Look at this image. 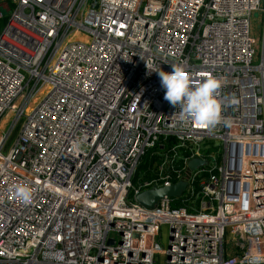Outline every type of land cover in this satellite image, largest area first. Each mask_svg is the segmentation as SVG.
Masks as SVG:
<instances>
[{
    "label": "built area",
    "instance_id": "1",
    "mask_svg": "<svg viewBox=\"0 0 264 264\" xmlns=\"http://www.w3.org/2000/svg\"><path fill=\"white\" fill-rule=\"evenodd\" d=\"M4 17L0 264H264V0H0ZM173 64L221 80L219 123L164 99L152 71ZM168 137L175 160L137 179ZM180 148L192 154L176 169ZM195 159L205 165L191 171ZM180 182L181 197L138 201Z\"/></svg>",
    "mask_w": 264,
    "mask_h": 264
},
{
    "label": "clouds",
    "instance_id": "2",
    "mask_svg": "<svg viewBox=\"0 0 264 264\" xmlns=\"http://www.w3.org/2000/svg\"><path fill=\"white\" fill-rule=\"evenodd\" d=\"M172 71L165 72L160 66L154 68L164 89V99L181 113L190 116L197 124L214 126L220 122L222 104L216 93L222 87L220 79L207 76L196 80L183 66L173 64ZM13 192L24 202L31 199L32 191L26 185H15Z\"/></svg>",
    "mask_w": 264,
    "mask_h": 264
},
{
    "label": "trees",
    "instance_id": "3",
    "mask_svg": "<svg viewBox=\"0 0 264 264\" xmlns=\"http://www.w3.org/2000/svg\"><path fill=\"white\" fill-rule=\"evenodd\" d=\"M9 21V17H4V19L1 21L0 25L2 28H4ZM176 139L173 137H168L166 141L163 142L164 150L160 151L159 149L155 148L148 152V154L143 159V163L140 166L138 173H137V179H147L151 177L156 172V166L158 164H161L165 158L169 157L172 160H175V152L172 150L176 146ZM218 148H215L212 151H218ZM210 150L207 152H202L203 156L205 158L209 157ZM191 152L186 151L185 148L177 149V156L180 158L174 162V167L176 169H180L184 166V161L186 159L191 158ZM175 207H180L181 203L177 201L174 205Z\"/></svg>",
    "mask_w": 264,
    "mask_h": 264
},
{
    "label": "water",
    "instance_id": "4",
    "mask_svg": "<svg viewBox=\"0 0 264 264\" xmlns=\"http://www.w3.org/2000/svg\"><path fill=\"white\" fill-rule=\"evenodd\" d=\"M4 14H6L4 12ZM250 145H247L249 147ZM205 161L202 159L191 160L188 164V168L191 171H196L199 167L204 166ZM187 188L186 182H180L171 187L154 188L149 191H145L138 196L139 203L145 208L152 209L158 202L166 197L178 198L181 197Z\"/></svg>",
    "mask_w": 264,
    "mask_h": 264
},
{
    "label": "rangeland",
    "instance_id": "5",
    "mask_svg": "<svg viewBox=\"0 0 264 264\" xmlns=\"http://www.w3.org/2000/svg\"><path fill=\"white\" fill-rule=\"evenodd\" d=\"M255 16L256 17H254V19H253V33H254L255 37L259 40V46L262 47L263 25H262L261 20H260L261 19V14L257 13ZM260 54H261V51L259 50L258 56H260ZM257 63H258V58H257V61L255 62V64H257ZM29 110H31V108H29ZM29 112L30 111H27V114ZM8 113H10V111ZM8 113H7V115H8ZM22 120H25V118H23ZM22 123H23V121H21L20 124H22ZM8 126H7V128H8ZM7 128H3L1 126V132L4 133L7 130ZM17 136H18L17 132H14L13 135L11 136V141L8 144V148L13 144V142L16 141ZM5 152H7V150ZM159 243H160V245L162 246L163 249H165V250L168 249V244H169V228L168 227H164L163 228L161 237L159 239ZM163 264H164V259H163Z\"/></svg>",
    "mask_w": 264,
    "mask_h": 264
},
{
    "label": "bare ground",
    "instance_id": "6",
    "mask_svg": "<svg viewBox=\"0 0 264 264\" xmlns=\"http://www.w3.org/2000/svg\"><path fill=\"white\" fill-rule=\"evenodd\" d=\"M72 38H79V39H82V40H84V41L87 40L86 37L81 36V35H75V36H73ZM72 38H70V39L72 40ZM43 96H44V94H42V93H41V94H38V95L34 98L33 102L31 103V106H30L29 108H31V110H32L33 107L37 104V102H38ZM20 105H21V102L16 103L15 106H14V108L10 111V113H8V115L6 116V118L4 119V121H3V123H2V127H3V128H7V126L9 125V123L12 121V118H13V115H14L15 110L19 109ZM28 114H29V113H28Z\"/></svg>",
    "mask_w": 264,
    "mask_h": 264
}]
</instances>
